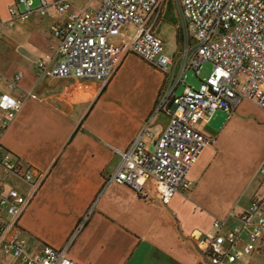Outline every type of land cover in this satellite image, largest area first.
<instances>
[{
	"label": "crops",
	"instance_id": "obj_1",
	"mask_svg": "<svg viewBox=\"0 0 264 264\" xmlns=\"http://www.w3.org/2000/svg\"><path fill=\"white\" fill-rule=\"evenodd\" d=\"M29 3V17L11 21L10 10L24 12L25 6L19 0H0V16L7 22L0 39V94L23 100L2 144L22 166L45 174L18 223L26 251L36 255L46 246L64 247L84 221L69 252L76 264H209L197 243L213 229L214 220L242 214L254 201L264 200V176L258 173L264 144L256 148L250 169L231 148H236L234 138L242 137L240 106H258L244 99L231 116L218 111L199 123L215 140L189 174L194 188L188 196L176 194L164 204L151 182L141 192L107 184L120 162L117 151L126 150L153 117L169 76L134 54L122 59L105 85L40 75L35 67L39 58L56 62L53 26L67 23L70 13L82 11L90 0H70L66 12L49 8L45 16L38 12L39 0ZM170 6L174 8L167 5L155 27L160 37L158 26ZM177 27L173 49L166 51L164 44L169 56L180 49ZM18 73V86L10 88L7 80ZM4 114L0 108V126ZM169 118L163 111L155 115L150 125L154 136L162 133ZM0 185L23 194L31 191L29 184L1 167ZM0 218L6 219L4 210ZM0 264L23 263L0 251Z\"/></svg>",
	"mask_w": 264,
	"mask_h": 264
},
{
	"label": "built area",
	"instance_id": "obj_2",
	"mask_svg": "<svg viewBox=\"0 0 264 264\" xmlns=\"http://www.w3.org/2000/svg\"><path fill=\"white\" fill-rule=\"evenodd\" d=\"M30 0H19L26 10L11 9V21L26 20L32 13ZM70 0H39L38 12L45 16L49 8L64 13ZM96 3V5H93ZM178 10L180 49L175 56L164 52L163 39L155 27L167 5ZM7 22L0 16V39ZM136 32L127 39L125 27ZM58 40L56 62L39 58L36 70L52 78L95 80L105 85L122 59L134 54L169 76L153 117L124 151H117L120 162L107 184L125 185L141 192L148 182L168 204L176 194L188 196L194 188L189 174L202 152L214 142L198 125L218 111L231 116L247 99L264 110V0H90L80 12L70 13L67 23L55 25ZM212 64V71L198 88L185 86V73ZM246 75L240 84L238 77ZM0 74V83L3 79ZM22 75L7 80L16 88ZM23 100L0 94V108L5 112L0 126V167L19 176L31 186L28 194L0 185V251L23 264H76L69 252L84 221L62 248L46 246L31 255L19 240V220L45 179V174L22 166L2 144V135L21 110ZM169 114V122L159 136L150 130L159 112ZM147 139L152 148L147 147ZM264 176V161L258 169ZM209 264H243L244 257L264 252V200L254 201L242 214L230 213L216 218L213 229L197 243Z\"/></svg>",
	"mask_w": 264,
	"mask_h": 264
},
{
	"label": "rangeland",
	"instance_id": "obj_3",
	"mask_svg": "<svg viewBox=\"0 0 264 264\" xmlns=\"http://www.w3.org/2000/svg\"><path fill=\"white\" fill-rule=\"evenodd\" d=\"M178 31V37L180 40V20L178 17L177 8H173L170 6L164 15V19L158 26V31L164 40L165 50L173 49V36L176 31ZM130 32V37L132 38L136 32V29L128 25L125 28ZM130 39V38H129ZM212 71V64L205 63L201 67V75L197 77L194 70H188L185 73L184 79L185 84H182L176 91V96H179L183 93L185 86H190L193 88H198L200 86L201 80L207 78ZM240 84H243L246 81V75L242 74L238 77ZM238 117L244 121V126L241 127L240 133L242 137L237 138L233 141L236 145V148L233 146V152L238 153L245 159V169H250L252 167V158L256 152V148L260 147L261 144H264V110L258 107H255L253 104L244 103L240 106V109L237 113ZM256 122L257 124L262 125L261 128L257 127L255 124H251L252 122ZM244 264H264V252L255 251L251 256L244 257L242 260Z\"/></svg>",
	"mask_w": 264,
	"mask_h": 264
}]
</instances>
